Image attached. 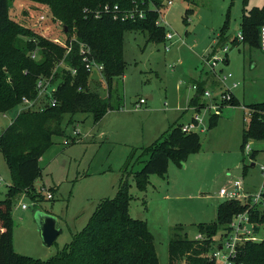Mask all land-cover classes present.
<instances>
[{"label":"rangeland","instance_id":"rangeland-1","mask_svg":"<svg viewBox=\"0 0 264 264\" xmlns=\"http://www.w3.org/2000/svg\"><path fill=\"white\" fill-rule=\"evenodd\" d=\"M10 3L11 17L19 26L49 39L67 37L62 21L53 18L42 23V16L53 17L43 1ZM263 6L264 0H249L246 9ZM243 10L244 0L166 1L159 19L166 31L174 34L172 39L153 42L141 30L125 31L124 72L113 79L110 98L120 109L108 111L97 123L91 113L65 114V134L53 136V144L41 156V173L31 193L11 191L12 170L0 149V200L10 202L12 243L17 253L39 259L55 255L71 241L73 233L87 224L100 200L114 197L121 180L127 177L132 197L130 214L147 221L159 263L169 264L168 246L177 224L184 228L180 235L195 238L199 222L216 220L223 186L235 179H241L247 190L263 185L260 165L264 163V140H249L250 149L246 146L244 151L241 143L243 127L249 121L246 105L264 101V51L242 41L232 44L229 40L227 53L218 45L227 19L230 39L241 32ZM30 33L20 32L15 38L26 41L32 37ZM206 54L221 55L227 60H219L214 70L206 63ZM92 77L94 89L108 97L105 76L95 72ZM194 84L202 89H193ZM205 90L213 96L231 93L230 100L237 103L226 101L212 128L208 125L215 112L205 107L211 101L204 95ZM194 96H199L204 105L200 107L203 121L194 129L202 137L201 150L189 154L182 163L171 161L166 174L151 175L156 187L149 184L145 191L139 190L132 171L142 166L136 161L141 151L135 153L129 172L123 171L131 151L158 139L174 121L190 119ZM142 97L146 102L137 106ZM23 103L21 100L9 110L8 106L0 108V134L24 109ZM42 186L53 191V199L45 197L44 192L42 199ZM166 194L170 197L165 198ZM24 204L28 207L23 208ZM38 209L58 218L60 234L51 246L43 243L37 228Z\"/></svg>","mask_w":264,"mask_h":264},{"label":"trees","instance_id":"trees-1","mask_svg":"<svg viewBox=\"0 0 264 264\" xmlns=\"http://www.w3.org/2000/svg\"><path fill=\"white\" fill-rule=\"evenodd\" d=\"M10 1L0 0V36H4L0 42V108L8 106L9 110L18 106L23 96L34 100L38 95L37 81L40 76L53 75L52 83L57 85L54 93L58 99L56 106L46 104L42 109L22 110L0 134V149L13 175L9 185L11 191L31 193L34 181L41 173V156L53 144V136L65 134L62 127L65 114L91 113L97 123L108 111L120 109V105H114L110 98L113 79L124 72V33L127 30H141L148 34V41H165L168 33L166 27L156 24L160 13L151 7L153 2L162 9L165 0H40L49 6L53 15L51 19L62 21L68 41L72 35H76L73 50L68 54L65 46L15 23L10 14ZM248 1L244 0L242 42L260 47L264 6L247 10ZM107 4L111 8L118 4L125 11L138 7L145 11V16L114 19L113 12L102 10ZM86 8L89 12L85 11ZM96 10L101 11L99 17L94 15ZM228 26L227 19L218 45L224 46L229 40L232 44H238L237 36L232 39L227 36ZM20 32H31L32 37L26 41L15 38ZM79 42L87 43L94 58L104 64L108 97L94 89L93 75L86 70L79 55ZM35 50L40 54L38 59L31 56ZM62 59L70 69L58 67ZM73 68L77 69L76 74H72ZM199 89L202 86L199 85ZM198 98L192 97L190 105L200 109L204 105ZM229 101L237 104L233 100ZM246 107L249 121L242 130L243 151L249 140H264V101ZM220 116V113L211 114L208 128L217 125ZM201 148L202 137L199 132L183 131L182 123L176 120L149 145L134 147L123 171L129 172L135 153L141 151L136 161L142 162V166L132 173L138 189L145 191L150 175L163 176L168 172L171 161L182 163L189 154ZM251 157L254 159L255 153ZM129 189L130 182L124 177L117 194L102 198L87 224L73 233L71 241L48 259L33 258L14 250L10 202L0 200V264H160L154 235L147 221L130 214L132 197ZM245 209L246 206L239 201L220 202L216 220L198 223L199 232L205 235L202 240L180 235L184 228L177 224L168 246V263L215 264L209 256L215 237L219 231L229 227L237 213ZM253 218L264 222V209H255ZM236 258L245 264H264V241L240 244Z\"/></svg>","mask_w":264,"mask_h":264},{"label":"built area","instance_id":"built-area-1","mask_svg":"<svg viewBox=\"0 0 264 264\" xmlns=\"http://www.w3.org/2000/svg\"><path fill=\"white\" fill-rule=\"evenodd\" d=\"M168 4L172 3V0H165ZM151 7L157 10L160 15L162 9L157 8L152 2ZM164 8V7H163ZM104 12H113L114 19H128L135 18L138 15L140 18L145 16V11L138 7H135L131 10H122L118 4H115L113 8H111L108 4L104 5ZM85 11L89 12V9H85ZM95 17H99L101 15L100 10H96L94 12ZM160 18V16H159ZM156 20L157 25H163L160 19ZM42 23L51 20L47 18V15L41 17ZM62 31L64 33V25H62ZM174 36L173 33L168 32L166 35V39H172ZM47 37V36H46ZM239 41L244 39V35L242 32L238 33L237 36ZM56 43H59L66 47V54L71 53L73 50V42L76 40V35H72L69 41L67 37L62 39L59 36H54L50 38ZM260 49L264 51V25L260 30ZM168 48L169 46H165ZM229 50V45L223 46V51L227 53ZM79 55L81 57L82 62L88 72L92 75L96 72L101 77L104 78V69L105 66L102 62L97 61L93 54L91 47L85 42H79ZM31 56L35 59L40 58V54L37 50L31 52ZM227 60L224 56L221 55H205L206 63L215 70L218 66L219 60ZM58 67H64L70 69L68 65L62 59L58 63ZM77 69H72V74H76ZM52 76H40L37 81L38 95L34 100H30L28 98L23 99L24 109L30 108H40L42 109L46 104L49 106H56L58 104V99L54 95L57 85L52 83ZM95 78V77H94ZM227 79V76H224V80ZM234 87H237L236 85ZM193 89L198 90V85H193ZM79 90H82V87H79ZM204 95L209 97L211 101L205 105L206 109L211 112L212 110L215 113H220L221 107L224 105V101H229L232 96L231 93H221L219 96H213L209 90L204 91ZM145 98H140L137 106L145 103ZM194 108V112L192 113V119L190 122L182 124V130L185 132L193 131L195 128L199 127L203 121V116L201 114V110L198 106H192ZM23 109V110H24ZM247 147L250 146L247 144ZM260 170L264 175V163L260 165ZM46 194V196L43 194ZM41 197H47L48 199H53L54 194L51 189H46L44 186L40 189ZM39 196V197H40ZM219 196L223 198V200L228 201H239L243 205L246 206V209L242 212L237 213L232 221L229 223V227L222 231L219 235L215 237V241L213 244V248L211 249L209 256L210 260L214 261L215 264H245L244 262L237 260L238 248L239 245L246 241H254V242H263L264 234H262V227L264 226V222L259 220H254L253 213L255 209H264V183L257 190H247L244 186V183L241 179H235L229 182L228 185L223 186L219 191ZM27 205H23V208H27ZM205 235L199 232L195 239L202 240Z\"/></svg>","mask_w":264,"mask_h":264},{"label":"water","instance_id":"water-1","mask_svg":"<svg viewBox=\"0 0 264 264\" xmlns=\"http://www.w3.org/2000/svg\"><path fill=\"white\" fill-rule=\"evenodd\" d=\"M9 78L11 80V76ZM35 219L43 243L46 246H51L60 234V229L57 226V216L38 209L35 213Z\"/></svg>","mask_w":264,"mask_h":264},{"label":"crops","instance_id":"crops-1","mask_svg":"<svg viewBox=\"0 0 264 264\" xmlns=\"http://www.w3.org/2000/svg\"><path fill=\"white\" fill-rule=\"evenodd\" d=\"M239 42H241V41H239ZM228 44V43H227ZM260 48V47H259ZM218 50H219V48H218ZM217 50V51H218ZM215 51V50H214ZM208 55H210V54H208ZM213 82H214V84H219L217 81H215V80H213ZM149 98H152V96H149ZM176 118H178V116H175L174 117V119H176ZM191 119H192V116H191V118L190 119H188L187 121H185V120H180V122L182 123V124H184V123H187V122H190L191 121ZM162 132V133H161ZM159 134H160V136L163 134V131H161ZM165 132V131H164ZM149 184H151V185H153L154 187H156L157 186V183H155V184H153L152 183V179H151V175H150V177H149ZM149 186V185H148ZM165 198H169L170 197V195L169 194H166L165 196H164ZM199 223H201V222H199Z\"/></svg>","mask_w":264,"mask_h":264}]
</instances>
